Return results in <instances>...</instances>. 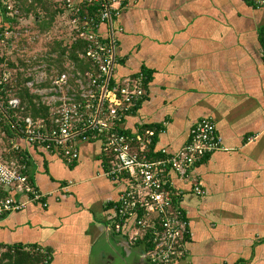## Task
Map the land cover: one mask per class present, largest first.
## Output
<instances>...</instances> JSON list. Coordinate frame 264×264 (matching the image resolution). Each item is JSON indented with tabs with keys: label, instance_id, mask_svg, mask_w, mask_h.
<instances>
[{
	"label": "crops",
	"instance_id": "1",
	"mask_svg": "<svg viewBox=\"0 0 264 264\" xmlns=\"http://www.w3.org/2000/svg\"><path fill=\"white\" fill-rule=\"evenodd\" d=\"M123 1L115 75L149 76L145 98L123 131L151 126L157 129L154 151L175 152L200 119L211 117L221 138V150L192 171L204 196L193 193L191 180L172 174L188 221L175 264H264V6L246 0ZM4 22L0 7V26ZM21 147L33 183L48 194L46 206L30 203L1 217V248L35 246L49 253L50 264H92L93 248L106 234L134 246L109 227L124 184L103 175L109 154L99 142L81 143L73 166L41 148Z\"/></svg>",
	"mask_w": 264,
	"mask_h": 264
},
{
	"label": "built area",
	"instance_id": "2",
	"mask_svg": "<svg viewBox=\"0 0 264 264\" xmlns=\"http://www.w3.org/2000/svg\"><path fill=\"white\" fill-rule=\"evenodd\" d=\"M55 1L62 11L65 36L82 49L77 51L78 64L66 60L61 70L54 65L57 54L46 49L20 56L14 67L0 64V121L12 135L5 138L3 131L0 136V187L10 193L0 201V218L30 203L46 206L48 194L27 181L29 159L22 143L73 165L79 160L81 143L99 142L109 154L103 175L124 184L108 216L111 231L125 236L128 244H150L143 252L150 264H175L184 251L188 221L181 206L183 193L172 174L191 180L193 193L205 195L192 171L205 157L221 150L215 122L211 117L200 119L191 128L188 142L175 152L152 149L154 128L125 133L123 124L142 104L147 84L142 72L123 80L115 75L119 62L116 22L125 2ZM246 2L264 6V0ZM0 5L7 18L16 20L0 29V40L17 39L19 34L12 30L23 20L15 18L19 0H0ZM261 36L264 57V24ZM20 84L33 96L36 107L46 109L44 116L23 113L25 106L17 94ZM13 153L18 157L13 158ZM151 154L158 156L151 158Z\"/></svg>",
	"mask_w": 264,
	"mask_h": 264
},
{
	"label": "trees",
	"instance_id": "3",
	"mask_svg": "<svg viewBox=\"0 0 264 264\" xmlns=\"http://www.w3.org/2000/svg\"><path fill=\"white\" fill-rule=\"evenodd\" d=\"M17 7L18 14L15 15V18H24V16L32 15L33 23L36 25V29L38 30L37 33L39 34L40 32V35L44 37H48L54 23L61 20L60 17L62 15V11L57 8L55 0H19V5ZM1 11L5 18V22L2 24V26H0V29H2L5 25L10 24V22L13 23L14 21H16L15 19L13 21L12 19L7 18L2 7ZM19 41L20 40L14 41L17 47H14L12 42H10V44L4 46L5 50H0V64L5 62L7 66L14 67L16 61H19L21 59L20 54L18 52L21 49L22 44ZM70 41L71 40L69 39V37L56 35L51 38L50 41L44 42V44H42V49H46L47 51L55 52L57 54V58L54 60V65H56L59 70L63 69L62 63L66 60L78 64L77 51L81 50L82 48L79 45L77 46L74 43H70ZM11 55H15L16 57L12 58ZM84 67L86 66H81V68ZM144 74L146 75L148 81V74L146 72H144ZM17 94L20 96L22 103L25 106L23 110L24 114H30L33 117H41L46 114V109L36 107V105L33 103V96L29 95L27 90L21 84L20 89L17 90ZM137 110L138 109H136L133 113H135ZM142 129L152 130L153 127L142 126ZM3 131L5 132V138L12 137L11 132L6 126V123L2 120L0 121V136ZM156 134L157 133H155L153 136L152 149L156 144ZM11 156L13 158H17L18 154L13 153ZM150 157L154 158L155 155L151 154ZM26 163L29 166L30 160H26ZM74 164H76V162ZM28 166L26 171L27 181L31 184H34L32 176L29 174ZM9 195V192H6L0 187V201L4 200ZM149 245L150 244L143 243L135 244V246L142 249V252H144L149 247ZM35 249V246H31V248L25 250L24 246L20 244H14L6 248L0 247V264H50L51 256H49V253L47 251L46 253H44L41 250ZM181 251H183V249H181Z\"/></svg>",
	"mask_w": 264,
	"mask_h": 264
},
{
	"label": "rangeland",
	"instance_id": "4",
	"mask_svg": "<svg viewBox=\"0 0 264 264\" xmlns=\"http://www.w3.org/2000/svg\"><path fill=\"white\" fill-rule=\"evenodd\" d=\"M57 20V19H56ZM55 20V21H56ZM13 33L19 34L17 39H14L13 36L4 40H0V50L4 49V45L10 44L12 42L14 47L16 40L22 44L19 54L21 57H26L29 55L30 50H42L44 42L50 41L54 36H65L66 32L61 26V22L57 21L54 23L53 27L50 30L48 37H44L37 33L36 25L33 23L32 15L24 16L23 20L14 25ZM56 34V35H55ZM35 35H38V38H35ZM4 43V45H3ZM13 47V48H14ZM5 50V49H4ZM12 58H15V55H11ZM6 145L8 143L6 141ZM102 237L98 243L94 246L92 252V264H128L136 260V251L139 252L137 246L128 247L120 238H113L110 235ZM109 239V240H108Z\"/></svg>",
	"mask_w": 264,
	"mask_h": 264
},
{
	"label": "water",
	"instance_id": "5",
	"mask_svg": "<svg viewBox=\"0 0 264 264\" xmlns=\"http://www.w3.org/2000/svg\"><path fill=\"white\" fill-rule=\"evenodd\" d=\"M139 248V247H138ZM138 251H136L135 255L137 256L136 257V260L131 262V263H128V264H150L149 262H147L142 254V249L139 248Z\"/></svg>",
	"mask_w": 264,
	"mask_h": 264
}]
</instances>
